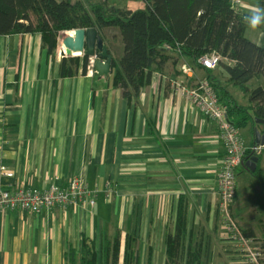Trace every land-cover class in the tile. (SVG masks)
I'll return each instance as SVG.
<instances>
[{"label": "crops", "instance_id": "1", "mask_svg": "<svg viewBox=\"0 0 264 264\" xmlns=\"http://www.w3.org/2000/svg\"><path fill=\"white\" fill-rule=\"evenodd\" d=\"M134 4L141 8L144 1ZM56 49L49 52L39 34L0 35V148L13 172L0 177V187L45 188L78 177L97 190L95 203L39 213L0 210V264H80L83 235L94 241L101 260L104 239L117 230L122 240L135 237L138 264H147L150 250L152 264H165L180 199L186 222L176 259L186 262L192 232L204 263L245 264L218 211L224 148L216 123L175 85L191 90L207 69L174 54L161 76L129 100L112 85L111 73L99 77L79 69L61 76ZM211 72L236 102L250 103L221 66ZM244 129L246 144H253L254 127ZM257 165L260 174L246 165L238 169L249 181L259 179L262 190L248 189V204L234 197L231 212L246 235L264 243V150Z\"/></svg>", "mask_w": 264, "mask_h": 264}, {"label": "trees", "instance_id": "2", "mask_svg": "<svg viewBox=\"0 0 264 264\" xmlns=\"http://www.w3.org/2000/svg\"><path fill=\"white\" fill-rule=\"evenodd\" d=\"M142 1L143 7L130 9L109 5L106 0L88 4L82 0H0V35L39 34L42 45L52 53L63 30L101 29L104 37L99 33L112 55V85L121 88L129 100L150 81L153 72L163 73L174 54L189 57L201 65L198 62L201 55L218 52L222 56L218 66L228 73L233 86L250 102L248 105L236 102L225 86L214 82L216 78L211 69L206 68L205 78L210 80L218 100L226 106L229 119L240 132L246 127H262L255 118L264 119V86L253 87L250 82L264 78V46L245 34L249 26L243 17L250 11L236 8L232 0ZM256 5L264 8V0H256ZM259 29L264 31V24ZM88 61L84 53L66 55L61 59L59 73L72 76L80 69L86 74ZM250 156L247 153L244 161ZM258 169L257 165L253 172ZM185 222V207L180 199L175 232L167 236L165 264H206L198 256L202 245L192 242V232L186 262L177 260L179 247L184 249ZM81 245L80 264H138L135 237L128 234L122 240L119 230L112 238L104 239L101 260L93 240L83 235ZM152 262L150 250L147 264Z\"/></svg>", "mask_w": 264, "mask_h": 264}, {"label": "built area", "instance_id": "3", "mask_svg": "<svg viewBox=\"0 0 264 264\" xmlns=\"http://www.w3.org/2000/svg\"><path fill=\"white\" fill-rule=\"evenodd\" d=\"M232 2L236 8L250 6L249 0H232ZM59 48L61 44L58 40L57 49ZM57 49L54 57L59 62L64 56L70 55L64 50L57 52ZM95 58V56H88L87 73L89 74H94ZM221 59L222 56L218 52H211L201 55L198 62L204 68L214 69ZM160 76L158 72H153L151 78ZM175 85L180 91H186L197 109L216 123L219 140L224 148L217 176L218 211L227 238L237 244L245 264H264L263 242L253 235H246L237 225L231 212L236 191V171L244 162L247 153L258 155L264 150V144H246L240 129L229 119L226 106L218 100L209 79L200 78L191 90H185L178 82H175ZM2 176L12 177L13 172L6 166L2 157V148H0V177ZM96 195L97 190L90 189L88 183L78 177L68 179L63 185L51 183L45 188L16 186L14 189H8L0 187V210L25 209L39 213L56 206L71 207L82 203L93 206Z\"/></svg>", "mask_w": 264, "mask_h": 264}, {"label": "water", "instance_id": "4", "mask_svg": "<svg viewBox=\"0 0 264 264\" xmlns=\"http://www.w3.org/2000/svg\"><path fill=\"white\" fill-rule=\"evenodd\" d=\"M59 34L58 40L61 44V48L57 49V52L64 50L70 55L86 54L87 56H95L94 61V74L101 77L107 76L112 70V55L108 52V47L104 42V38L95 27L89 28H75L71 30H63ZM256 123H260L264 126L263 118H255ZM254 143L264 144V129L259 130L254 128ZM258 161V155H251L247 160L243 162L249 170H255L256 163Z\"/></svg>", "mask_w": 264, "mask_h": 264}, {"label": "rangeland", "instance_id": "5", "mask_svg": "<svg viewBox=\"0 0 264 264\" xmlns=\"http://www.w3.org/2000/svg\"><path fill=\"white\" fill-rule=\"evenodd\" d=\"M74 1V0H73ZM84 2H86V4H88V2H97V1H101V0H82ZM107 4L109 5H116V6H124V7H128L131 9H135L137 7L136 4H134V1L136 0H106ZM250 1V6H247L245 9L247 10H251L253 8H255L256 5V0H249ZM245 34L247 37H249L250 39H252L254 42H256L257 44L264 46V31H262L261 29L257 28L255 30L251 29V28H247L245 30ZM258 84H262L264 86V78L260 77L259 79H253L250 82L251 86H257ZM242 136L244 141L247 138V131L243 128L242 129ZM257 174H260L259 169L256 172ZM259 176V175H258ZM249 174L246 173L244 170L242 169H238L236 171V191H235V201L239 204H248L246 196H247V191L248 189L254 188L255 191L257 190H262V184L260 182L259 179H256L254 177V179H252L251 181L248 180ZM250 183H252V185H250ZM251 204V201H249Z\"/></svg>", "mask_w": 264, "mask_h": 264}, {"label": "clouds", "instance_id": "6", "mask_svg": "<svg viewBox=\"0 0 264 264\" xmlns=\"http://www.w3.org/2000/svg\"><path fill=\"white\" fill-rule=\"evenodd\" d=\"M243 20L249 28L253 30L259 28L261 24H264V8L255 7L251 9L249 14L243 17Z\"/></svg>", "mask_w": 264, "mask_h": 264}, {"label": "bare ground", "instance_id": "7", "mask_svg": "<svg viewBox=\"0 0 264 264\" xmlns=\"http://www.w3.org/2000/svg\"><path fill=\"white\" fill-rule=\"evenodd\" d=\"M63 33H64V32L62 31V32H61V35H63Z\"/></svg>", "mask_w": 264, "mask_h": 264}]
</instances>
